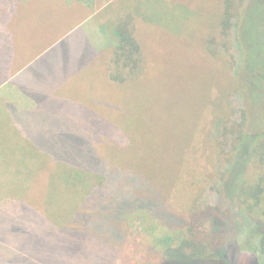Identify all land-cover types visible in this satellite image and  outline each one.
Here are the masks:
<instances>
[{
  "label": "rangeland",
  "instance_id": "obj_1",
  "mask_svg": "<svg viewBox=\"0 0 264 264\" xmlns=\"http://www.w3.org/2000/svg\"><path fill=\"white\" fill-rule=\"evenodd\" d=\"M106 1L99 21L88 25L97 34L79 35L86 51L71 45L75 36L47 52L40 64L46 68H32L37 76L65 80L67 88L56 98L59 121L69 122L77 138L64 152L53 149L59 163L45 164L38 179L12 186L0 180L10 192L21 187L20 196L7 199L24 209L0 212V264H161L164 247L178 246L188 232L193 211L208 208L214 211L197 232L210 238L211 256L224 249L237 264L259 244L241 228L238 205L256 194L254 182L264 176V134L246 141L254 144L249 166L247 158L241 166L244 172L228 174L229 161L237 159L227 155L234 146L227 130L232 122H243L248 97L242 88L250 69L264 68V0H230L228 30L223 25L227 0H164L168 18L160 24L154 21L155 0H143V7L141 0ZM7 2L0 0V64L18 56L31 59L37 54L33 48L55 43L83 16L50 13L48 3L24 14ZM129 21L143 50L136 69L114 63L116 27ZM18 32L23 52L3 48L5 39L12 43L11 34ZM106 44L109 49L101 52ZM257 100L262 131L264 81ZM118 166L147 173L151 188L166 201L159 215L185 224L161 225L152 211L134 202L122 185L136 179L116 172ZM104 169L116 180L111 187ZM27 183L30 193L22 196ZM237 185L239 196L234 195ZM150 193L144 196L153 200ZM195 264L227 262L220 252Z\"/></svg>",
  "mask_w": 264,
  "mask_h": 264
},
{
  "label": "crops",
  "instance_id": "obj_2",
  "mask_svg": "<svg viewBox=\"0 0 264 264\" xmlns=\"http://www.w3.org/2000/svg\"><path fill=\"white\" fill-rule=\"evenodd\" d=\"M54 1L56 3L61 1V4L52 5ZM43 3L50 5L48 7L50 13L58 15L62 11L65 13L71 11L73 14L81 12L79 14L83 16L71 25L70 29L60 33L55 43L40 49L33 48L37 54L31 59L22 60V56H18L15 60L4 61V65L0 64V180H10L11 186L13 182L18 185L24 179L26 182L38 179L45 164L51 168L55 163H59L58 160H54L53 149L59 151L61 148L64 152L77 138L72 132L74 127H71L69 122L60 124L59 121L61 103L60 99L56 100V98L67 88L63 86L65 80L37 76L32 68L35 66L37 70L46 68L40 65L46 55L75 36L77 38L71 45H80L75 49L86 51L81 42L82 37L79 35L83 38L90 37L89 34L96 35L98 29L94 30L88 25L98 20L108 6L106 0H9L5 4L16 6L25 14V11H29L33 5ZM102 23L98 25H105V22ZM11 35L12 43H8L5 39L3 48L23 52L19 45L20 32ZM108 49L109 44H106L105 49L100 51L104 52ZM27 186L28 188H23L27 190V194L22 196L30 193V183H27ZM8 189L7 185L0 186V212L24 211L19 207L20 203H12L7 199L15 195L20 196L21 187L16 192H10Z\"/></svg>",
  "mask_w": 264,
  "mask_h": 264
},
{
  "label": "trees",
  "instance_id": "obj_3",
  "mask_svg": "<svg viewBox=\"0 0 264 264\" xmlns=\"http://www.w3.org/2000/svg\"><path fill=\"white\" fill-rule=\"evenodd\" d=\"M142 1L143 0H141V4H140L141 7H143ZM227 2H226V11L228 9V5L231 4L230 0H227ZM155 3L158 4H156L155 7L154 21L160 24L163 23V21L167 20L168 18V16L166 15V7L164 4V0H155ZM161 4H163L164 6H161ZM231 18H232V14L229 11H227L225 13V20L223 21L225 30L231 28L230 27ZM131 22L129 21L126 22L124 26L117 25L116 27L115 43L117 44L114 43L113 45V48L114 47L116 48L114 63L117 65L123 64L127 68L136 69L139 63L141 65L143 50L136 41L134 32L132 30ZM240 42L241 41H239V46L241 49ZM263 60H264V56H263ZM263 60L260 61H262L263 63ZM263 81H264V68L256 67L250 69L247 78L243 82L244 85L242 90L244 91L247 90V97H248V100L246 101L247 105L245 106L246 113H244L242 123L232 122L231 128L229 129V131L227 130L230 136L231 137L233 136V143H234L232 151L227 152L228 153L227 155H232V158L237 159L235 161H231V162L229 161V167L227 169L228 174L236 173L239 175L240 172L241 173L244 172L245 169L242 171L241 166L245 165L246 167V161H245L246 158L248 159L247 164L249 166L250 153L252 152V150L250 151L249 148L251 147V144H254V143H250V145L248 146L247 140L250 138L251 140H256L260 137V135L264 134V130L259 131L258 130L259 127L257 126V124L261 121L262 118L261 111H259L257 107V105L259 106L261 102L257 100V96L260 93L262 94ZM250 103H252L251 107H250ZM253 108H254V113H252ZM223 123H224L223 121L219 123L220 127L223 126ZM219 140H221V138H219ZM223 145L226 146V144ZM121 168L122 167L120 166L115 168L116 172H120V173L128 172L127 174L135 177L136 179V183L133 185L127 184L124 180L123 183L125 185H122L124 191H127L129 195L133 194V196L132 195L131 196L132 199L134 198V202L137 201V203L141 208H148L150 211H152V213L156 217V220L159 219L161 225H162L161 222H164L169 227L172 226L174 223L182 224L183 226L184 221H182L181 219H177L173 223H168L166 219H163L159 215L157 211L161 207L166 208L167 206L166 201L162 199L161 197L162 194H160V192H158L156 189L153 190L151 188L152 183L149 179L150 176L147 173L137 168L132 170L134 172L125 171L122 170ZM104 171H105L104 178L107 180L109 186L111 187L112 184H116V180L113 178L112 174L108 173L110 171L108 169H104ZM255 184H256V189H255L256 194H254L253 197H251L247 201L241 200V204L238 205V207L241 211H243L242 214L244 217L243 220L244 224L242 223L244 226L241 224L240 225L241 228L245 231L246 236L247 235L252 236L253 240L257 239L256 241H259L258 242L259 244H257V248L252 247L249 249V251L243 253L241 258L237 259V264H246L247 262H249L248 264H252L253 262L254 264H264V258L261 262L256 261V258H258L259 256L264 257V176L262 177L260 175L254 182V185ZM104 186L105 184L103 185V187ZM234 187H235L234 191L236 193L233 194L239 196L238 185ZM147 190L152 191V194L151 193L150 194L153 195V197H155L153 200L145 198L144 193H146ZM136 193L138 195H136ZM135 196L139 197V199L136 198ZM249 204H251L250 208L247 207V205ZM211 211L214 210L208 208L206 211L203 212H198V210L193 211L191 217L189 218L191 224L189 225L190 227L188 226L189 227L188 232L184 233L185 236L180 240L178 246L172 247L167 245L168 247H164V251H163L164 256L161 264H195L196 262L204 259H213L217 257V255L220 252L225 257L227 264H231L229 253L224 249L215 250L214 255L211 256L209 252L211 251L210 247L212 246V243L209 244L210 242L208 241L210 238L203 239L197 232V229L200 226L201 221L207 219L211 214ZM245 226L246 228H244Z\"/></svg>",
  "mask_w": 264,
  "mask_h": 264
}]
</instances>
